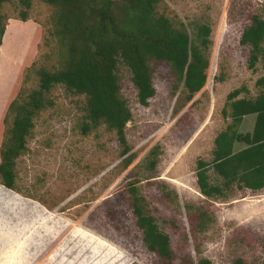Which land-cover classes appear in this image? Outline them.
<instances>
[{"label":"rangeland","instance_id":"374dc122","mask_svg":"<svg viewBox=\"0 0 264 264\" xmlns=\"http://www.w3.org/2000/svg\"><path fill=\"white\" fill-rule=\"evenodd\" d=\"M156 11L176 28L184 24L190 34L199 25L212 26L206 87L184 104L183 88L176 91L170 68L159 64L157 95L145 107L130 73L121 70L122 94L133 113L126 133L136 160L128 170L116 133L105 126L82 133L86 98L54 90L17 161L21 194L0 187V264H161L147 250L131 207L129 189L137 182L148 211L171 236L175 264H182L184 256L213 264L264 263V190L235 187L227 199L210 201L197 183L199 162L213 161L216 139L232 124L223 115L228 96L241 88L249 90L243 97L259 94L256 85L264 68L250 69V51L241 45V37L251 16H264V1L165 0ZM23 12L27 22L20 20ZM4 15L6 33L15 26L11 40L7 43L5 34L6 44L0 47L3 107L23 87L37 88V71L58 72L67 58L57 8L45 0H10ZM5 116L0 119V147ZM255 121L256 116H249L238 132L252 133ZM155 148L158 165L148 172L146 160ZM246 148L239 143L235 151ZM209 173L213 182L223 183L213 167ZM188 206L203 208L213 220L198 244Z\"/></svg>","mask_w":264,"mask_h":264},{"label":"trees","instance_id":"16d2710c","mask_svg":"<svg viewBox=\"0 0 264 264\" xmlns=\"http://www.w3.org/2000/svg\"><path fill=\"white\" fill-rule=\"evenodd\" d=\"M164 1L45 0L59 10L60 37L67 46V58L58 72L37 71V88L28 91L23 87L7 110L0 149V185L7 189H4L6 193L21 194L17 187V161L27 151L35 118L49 106L48 97L57 88L86 98L87 114L82 133L89 135L102 126L116 133L124 148V167L128 170L136 160V156L131 155L126 133L133 113L122 94L121 70L125 68L130 73L138 101L145 107L157 95L154 75L159 64L170 68L176 79L175 90L183 88L184 104L191 103L206 87L213 28L208 24L199 25L190 34L182 23V29L174 27L168 18L157 15V7ZM9 2L0 0V47L6 34L4 11ZM20 20L27 22V14L23 12ZM241 45L250 51V69L255 71L260 64L264 68V16H251ZM256 86L260 90L257 96L243 97L244 93L249 94L246 88L228 96L223 115L231 119L232 124L216 139L213 161L199 162L198 188L210 201L227 199L235 187L253 192L264 190V77ZM249 116H256L253 132L239 133L238 129ZM239 143L247 148L236 152ZM158 153L157 148L150 152L146 160L148 172L157 168ZM212 167L223 183L212 181L209 175ZM138 183L130 185L129 193L144 244L161 264H175L171 236L148 211L136 186ZM187 208L191 234L198 244L199 235L207 232L213 220L203 208ZM184 257L182 264H213L204 258L194 262L190 256ZM237 264L244 262L239 260Z\"/></svg>","mask_w":264,"mask_h":264},{"label":"crops","instance_id":"0c3cea01","mask_svg":"<svg viewBox=\"0 0 264 264\" xmlns=\"http://www.w3.org/2000/svg\"><path fill=\"white\" fill-rule=\"evenodd\" d=\"M6 35H7V33H6ZM6 37V36H5ZM5 44H6V42L4 41V45L2 46V48L1 49H3V47L5 46ZM7 99V100H6ZM5 99V106L3 107H0V119H1V116L3 117L6 113H7V110H8V108H9V106H10V104L13 102L12 100H8V98H6ZM0 149H1V147H0ZM0 163H1V156H0ZM0 187H3V186H1L0 185ZM4 188V187H3ZM4 189H6V188H4ZM7 190V189H6ZM9 191V190H8ZM12 192V191H11ZM14 193V192H13Z\"/></svg>","mask_w":264,"mask_h":264},{"label":"bare ground","instance_id":"6f19581e","mask_svg":"<svg viewBox=\"0 0 264 264\" xmlns=\"http://www.w3.org/2000/svg\"><path fill=\"white\" fill-rule=\"evenodd\" d=\"M15 26V25H14ZM14 26L11 24V26L9 27V29H8V32H7V40H6V42L8 43L9 42V40H11V36L13 35V28H14ZM9 96V95H8ZM8 98V97H7ZM7 100V99H6ZM7 102V101H6ZM1 103V102H0ZM2 104V103H1ZM0 107H2V106H0Z\"/></svg>","mask_w":264,"mask_h":264}]
</instances>
